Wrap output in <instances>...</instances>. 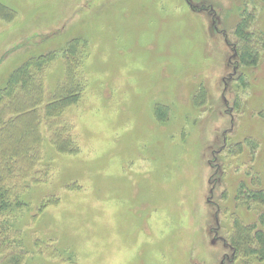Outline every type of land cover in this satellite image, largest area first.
I'll return each instance as SVG.
<instances>
[{
    "label": "rangeland",
    "instance_id": "374dc122",
    "mask_svg": "<svg viewBox=\"0 0 264 264\" xmlns=\"http://www.w3.org/2000/svg\"><path fill=\"white\" fill-rule=\"evenodd\" d=\"M191 1L0 0V264H264V0Z\"/></svg>",
    "mask_w": 264,
    "mask_h": 264
},
{
    "label": "trees",
    "instance_id": "16d2710c",
    "mask_svg": "<svg viewBox=\"0 0 264 264\" xmlns=\"http://www.w3.org/2000/svg\"><path fill=\"white\" fill-rule=\"evenodd\" d=\"M0 98H1V96H0ZM0 103H1V102H0ZM262 221H263V223H264V215L262 216ZM250 239H251V236L248 235L247 239H244L243 241H244V243H250ZM258 239H259L261 242H263V240H261V239L259 238V236H258Z\"/></svg>",
    "mask_w": 264,
    "mask_h": 264
},
{
    "label": "flooded vegetation",
    "instance_id": "af4514ba",
    "mask_svg": "<svg viewBox=\"0 0 264 264\" xmlns=\"http://www.w3.org/2000/svg\"><path fill=\"white\" fill-rule=\"evenodd\" d=\"M185 2L188 3V4H189L190 2L192 3L191 0H185ZM208 18H209V17H208Z\"/></svg>",
    "mask_w": 264,
    "mask_h": 264
}]
</instances>
